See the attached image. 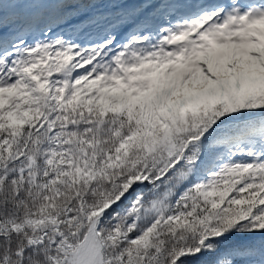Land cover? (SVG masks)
Masks as SVG:
<instances>
[{"label":"snow or ice","instance_id":"obj_1","mask_svg":"<svg viewBox=\"0 0 264 264\" xmlns=\"http://www.w3.org/2000/svg\"><path fill=\"white\" fill-rule=\"evenodd\" d=\"M0 264H264V0H0Z\"/></svg>","mask_w":264,"mask_h":264}]
</instances>
